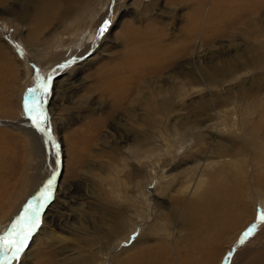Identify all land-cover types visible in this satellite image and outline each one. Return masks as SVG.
<instances>
[{"label":"rangeland","instance_id":"obj_1","mask_svg":"<svg viewBox=\"0 0 264 264\" xmlns=\"http://www.w3.org/2000/svg\"><path fill=\"white\" fill-rule=\"evenodd\" d=\"M107 1L92 0L83 21L72 28L54 27L50 8L52 24L36 25L37 31H27L6 9H16L17 0L0 5V233L29 201L36 202L50 179L55 180L39 227L20 260L12 264H122L133 252L135 239L154 228L165 233L172 264H225L229 251L227 264H264V223L256 222L257 212H264V85L252 82L264 64L255 69L240 63L250 46L264 45V32L247 37L245 33L248 23L252 29L263 25L264 6L238 1L246 5L238 12L235 0H217L213 5L209 0H117L99 42L83 39L93 29L91 13H97L95 23L106 12ZM208 3L206 24L215 31L200 37L190 30L195 19L203 23ZM195 6L197 10L190 12ZM136 36L149 38L152 52L142 51L146 63H138L122 77L124 95L119 98L126 105L139 83L146 95L154 88L179 85L184 73L199 77L210 65L223 69L232 62L234 67L228 74L220 72L214 84L187 78L185 92L171 99L173 112L158 115L148 133L140 120L126 117L121 108L108 114L113 98L101 91L108 81L97 76L117 69L119 57L129 51L127 39ZM92 41L94 48L84 52L86 46L81 44ZM75 43L81 46L70 53ZM66 48L70 54L63 58L68 64L51 77L44 104L58 147L46 144L39 132L35 147V141L12 122L23 121L33 129L23 107L28 89L35 87L37 72L48 78L47 72L56 66L52 60H59ZM173 50L169 60L166 55L159 58ZM129 58L127 64L134 60ZM247 92L258 104L242 98ZM144 107L132 109L141 116ZM120 115L123 119L118 120ZM99 119L103 122L94 129ZM255 126L257 130L251 131ZM237 137L246 140V148L237 147ZM259 139V146L251 143ZM204 191L232 199L236 193L246 204L243 211L234 207L221 215L217 210L222 228L200 218L193 231L192 225H183L185 209ZM119 221L123 228L114 234L112 227ZM253 224L254 234L239 244L241 234ZM153 238L146 243L152 244ZM177 246L180 258L174 254Z\"/></svg>","mask_w":264,"mask_h":264},{"label":"bare ground","instance_id":"obj_2","mask_svg":"<svg viewBox=\"0 0 264 264\" xmlns=\"http://www.w3.org/2000/svg\"><path fill=\"white\" fill-rule=\"evenodd\" d=\"M91 1L92 0H17V8L16 9H12V8H6V9H8V11H10V12H13V15L15 16L16 20L21 21V23L26 27L27 31L32 30V28L35 27L36 25H38L40 27H42V26L44 27L45 25L52 24V22L49 23L51 21V18H52L49 15L50 14L49 13L50 8L53 9L52 10L53 12H51V15H53V20H54V18L56 20V22L54 21L56 24L54 27H58V25H64L65 28H72L73 25L76 23V21H80L79 23H81L83 21V18H82L83 14L88 13L87 10L89 9ZM238 1L245 2V4L247 3L248 6H252V5H254L255 7L264 6V0H235V2H238ZM209 2H210V5H213L217 2V0H209ZM228 2H230V1H228ZM3 3H4V0H0L1 6L3 5ZM116 3H117V0H108L106 3L107 4L106 5V7H107L106 12L105 13L103 12L102 14H100L99 17L97 19H95V23H93L92 20H93L94 14L97 15V13H96V11L94 13H91V17H90L89 22H91L93 29L89 28V31L85 33V35L83 36V39H87V40H89V42H90V40H94V44H97L99 42L98 41L99 39L98 40L96 39V34L93 35L94 27H96V30L94 32V33H96L98 28L101 25H103L104 21L109 19L108 15L111 13L110 12L111 6L115 5ZM205 3H207V2H205ZM238 3L237 4L233 3V6L235 7L234 10H237L239 12V10L240 9L242 10L243 7L245 8L246 5H240L241 3H239V4ZM198 4L201 6L205 5L204 3H198ZM242 4H244V3H242ZM78 5H79V7H77ZM210 5L208 3V6H206V8H205L207 13L205 12V15H204L205 21L203 20V23H201V21H202L201 18L200 19L197 18V20L196 19L194 20L195 23L193 22L194 24L192 25V30H190L193 32L192 34L201 35L200 37H202V36H204L203 34H207V33H211V32L215 31V30H212L213 27L211 25L206 24L207 14L209 17V10L211 7ZM5 6L7 7V3ZM219 6H220V4H219ZM229 6H230V4H229ZM221 8H222V6H221ZM113 10H114V7H113ZM196 10H197V7L195 6V7H192L190 9V12L196 11ZM221 11H223V10H221ZM255 11H256V9H255ZM190 12H189V14H190ZM200 14H201V12H200ZM262 21L264 22V19H262ZM65 22H66V24H64ZM248 26H250V29H247V31L245 32L246 37L247 36H256V35H259V34L264 32V23L262 26L260 25L259 27H256V29H255V27H254V29H252L253 26H251L250 23H248ZM33 29L35 30V28H33ZM249 30H250V32H249ZM35 31H37V30H35ZM91 38H93V39H91ZM25 39L28 42V44H33V39L31 40V39H29V37L27 38V35H25ZM89 42L81 44V45L85 44V46H86L84 52L86 50H88L89 48H94L93 41L91 42V44H89ZM249 44L247 46H250ZM81 45H79L78 43H75L74 45H72L71 46L72 50L70 53H74L75 51L73 52V50H76ZM127 45H128L129 51H126L124 55H123V53L121 54V56L119 58L122 60H121L120 64L117 66V69L113 70L111 74H107L106 72H102V73H99L97 76H98L99 81H103V80L108 81V83H106V82L103 83L104 87L102 88L101 91L110 93L112 95V98H113V102H112V108L113 109L110 112H108V114H113L116 109L121 108L122 110L126 111V115H127L126 117L133 118V116H134L136 118V120H140V122H139L140 125H143L148 133L151 132V129H152V127H154L155 122L159 120L157 117L158 115L161 117H168L173 112L171 99L174 96L182 95L185 92L186 81H188L187 78H189V81H192L193 83H200V80H201L200 78H202V80H204V81L206 80V81L210 82L211 84L212 83L214 84V82H216L217 76L220 74V72L223 74L224 73L228 74L232 71V69L234 67L232 62L227 63L223 69L221 67L219 68L218 66H211L210 65V67L208 69L201 71L200 76H199L200 78L198 76H195V74H193L192 72H191V75H189L188 73H186V74L184 73L181 75L182 80H181V82L179 81V83H178L179 85H174L169 89L154 88V89L149 90L147 94L145 93L146 95L142 94V87L143 86L141 83H139V85L137 86L138 90H136V94L132 97L130 102L126 105L124 103L125 101H123V98L122 99L119 98L120 96L123 97V95H124V92L121 90V87H123L122 77L125 76L124 73L126 71L128 72L129 69L136 68L135 66H137L138 63H144V62L146 63V58L140 57V56H142V54H141L142 51L143 52L147 51L150 53L152 52L151 51L152 45H151V41L149 38H144V37L141 38V37H137V36L136 37H130L127 39ZM54 47H55V45H54ZM250 47H249V50H247V52H249V53L247 54V56H242V61L240 63H243L245 66L249 65L255 69H257V68L259 69L264 64L263 63V61H264V45L259 43V45H252ZM67 50H69V49L66 48L63 51V54L59 60H57V61L52 60V62H54L56 66H54L53 70H51L50 72H47V75H46L47 77H49V76L52 77L55 73H57L58 71L63 69V67H61V65L65 66V64H68V62L66 60H64V58H63V57H68V55L70 54V53L68 54L69 51L66 52ZM251 50H253L255 52H252ZM61 53H59V54H61ZM145 54L146 53H144L143 55H145ZM161 54H163V53L159 54L160 55L159 58H162L164 55H166V60H169L168 58H171L172 56H174L175 52L173 50V51H170V53H168V54H166V53H164L163 55H161ZM129 57H131V59L133 57L134 60L132 63L128 62V64H127L126 63L127 59H130ZM152 57H153V55H152ZM244 57H245V60H243ZM138 59H139V61H137ZM238 61L239 60H237V62ZM63 62H64V64H62ZM71 63H72V61H71ZM162 63H163V61H162ZM157 64H160V63H157ZM157 64H156V66H158ZM149 70H151V69L149 68ZM130 71L132 72V70H130ZM155 73H158V72H155ZM127 78H129V77H127ZM184 81H185V83H184ZM252 82L257 86L262 87L264 85V71H262L260 74L258 73L257 75H255L252 79ZM130 90H132V89H130ZM124 91H126V90H124ZM243 97L246 100H250L251 104H254L256 102V100H254L255 98H253V96L250 95L248 92L243 93L242 98ZM256 103L258 104V101ZM138 105L146 106V107H144L145 110L143 111V114L141 116L140 115L137 116L136 113L132 109L133 107H136V109H137ZM250 108H251V106H250ZM122 117L123 116L120 115L119 117H117V119L118 120L123 119ZM102 122H103V120L99 119L96 122L94 129H97L98 127H100ZM12 124L16 127V129H18L20 132H22L25 136L31 137L36 143L35 147H37V145H38V142H37L38 139L36 138L37 130H35L34 127H33V129L28 127L27 125L24 124L23 121L12 122ZM166 127H167V125H166ZM245 130H246V128H245ZM250 130L256 131L257 130L256 126L252 127ZM250 130H248V133L250 132ZM245 132H247V131H245ZM37 134H39V133H37ZM256 137H258V135ZM244 141H246L244 138H241V137L236 138L235 143H237V147L239 149L246 148L247 142H244ZM257 141L258 140H255V141H252L251 143L253 144L256 142V144L259 146L261 144L262 139H259V143ZM134 154H136V153L134 152ZM54 182H55V180L52 181V187L54 186ZM216 194H217V192L204 191L203 193L199 194L196 199L190 200L186 206V209H185V219L183 221L184 222L183 225H190V226L192 225L193 227H191V229L193 231L194 230L197 231V228H196L197 224L196 223H197V221H199L200 218L201 219L206 218L207 222L212 223V225L213 224L216 225V224L220 223L221 218H217L218 216H217V212H216L219 209H220L221 215L226 210H228L229 208H234V207H236L238 210L240 209V211H243V207L246 204V203H244V201L242 203V199H244L243 197L239 198L240 196H238L235 193L236 196L234 195L235 196L234 199H232L231 196L226 195V194L224 195V196H227L226 198L225 197L217 198L218 196H216ZM175 203L179 204L180 200L177 198ZM242 205H243V207H242ZM44 207H43V209H44ZM193 210H195L197 212H193ZM4 212H8V211H4ZM215 216H217V217H215ZM223 221H225V220H223ZM211 227H213V226H211ZM216 227L222 228V224H220L219 226L216 225ZM122 228H123V226H122L121 222L119 221L116 226L112 227L111 231H112V233L115 234V233L120 232L122 230ZM222 231H224V230H222ZM195 236H197V235H195ZM139 237L140 238H138V240L135 239L133 252L125 259V261L122 264H172V261L170 259V250L171 249H169V247H168L169 241H168L165 233H160L159 231H157L154 228V229H148L147 231L141 233V235ZM152 237H155V238H153L154 242H152V244H147L146 241H150V238H152ZM186 240H187V238H186ZM206 245H207V243L204 245L203 250H205L207 248ZM172 249H173V247H172ZM199 250L202 251V249H199ZM174 252H175L174 254L179 257V247L178 246L174 248ZM216 253H217V251H216ZM251 254H253V253H251ZM253 256H254V254H253ZM249 257H250V255H249ZM249 260H253V259H249ZM174 263H177V262L175 261Z\"/></svg>","mask_w":264,"mask_h":264},{"label":"snow or ice","instance_id":"obj_3","mask_svg":"<svg viewBox=\"0 0 264 264\" xmlns=\"http://www.w3.org/2000/svg\"><path fill=\"white\" fill-rule=\"evenodd\" d=\"M109 21L105 20L96 32V39L98 40L103 36L107 30ZM19 50V49H18ZM64 67V65H61ZM51 76L44 79L39 76L38 72L35 76V87L28 89V95L24 101V114L32 122L37 132L41 133L45 137V143H51L53 149L58 146L51 138V129L48 125V116L44 109L46 102L45 98L49 95V81ZM52 180L50 179L44 189L41 191L39 198L36 202L29 201L25 206L23 212L16 217L10 227L0 233V264H12L13 261H19L21 254L28 246V241L31 239L33 233L39 227L40 212L45 204L52 198ZM257 223H264V212H257ZM256 225L253 224L246 229L239 239V244H244L245 241L250 238L255 232ZM130 239H135V235ZM130 242V241H129ZM232 256V251H229L225 257V264Z\"/></svg>","mask_w":264,"mask_h":264}]
</instances>
